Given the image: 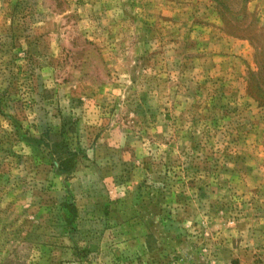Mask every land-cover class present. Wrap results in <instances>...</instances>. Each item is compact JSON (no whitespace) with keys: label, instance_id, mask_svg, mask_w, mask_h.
Returning a JSON list of instances; mask_svg holds the SVG:
<instances>
[{"label":"rangeland","instance_id":"374dc122","mask_svg":"<svg viewBox=\"0 0 264 264\" xmlns=\"http://www.w3.org/2000/svg\"><path fill=\"white\" fill-rule=\"evenodd\" d=\"M0 264H264V0H0Z\"/></svg>","mask_w":264,"mask_h":264},{"label":"trees","instance_id":"16d2710c","mask_svg":"<svg viewBox=\"0 0 264 264\" xmlns=\"http://www.w3.org/2000/svg\"><path fill=\"white\" fill-rule=\"evenodd\" d=\"M56 137L60 136V134H55ZM60 168L63 170H69L73 166L72 159H62L59 162Z\"/></svg>","mask_w":264,"mask_h":264}]
</instances>
